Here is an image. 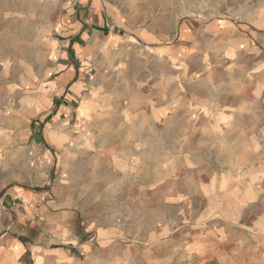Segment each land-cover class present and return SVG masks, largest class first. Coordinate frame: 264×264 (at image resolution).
<instances>
[{
    "label": "rangeland",
    "instance_id": "rangeland-1",
    "mask_svg": "<svg viewBox=\"0 0 264 264\" xmlns=\"http://www.w3.org/2000/svg\"><path fill=\"white\" fill-rule=\"evenodd\" d=\"M219 19L264 37V0H0V233L10 194L28 189L75 212L82 239L103 232L93 264H231L223 231L253 220L225 218L216 201L224 140L208 133L225 128L208 117L182 123L176 104L166 106L182 83L242 69L264 103V44L216 47L205 25ZM103 25L108 33L93 28ZM80 32L64 67L86 86L71 104L57 66Z\"/></svg>",
    "mask_w": 264,
    "mask_h": 264
},
{
    "label": "crops",
    "instance_id": "crops-1",
    "mask_svg": "<svg viewBox=\"0 0 264 264\" xmlns=\"http://www.w3.org/2000/svg\"><path fill=\"white\" fill-rule=\"evenodd\" d=\"M106 27L107 25L93 28L106 33ZM237 30L235 25L225 19L205 25V31L216 41V47L224 44V47L230 46L234 49L240 45L256 51L254 49L259 44H264V37L253 36L247 27L241 29L243 33L239 30L236 34ZM226 31L231 33L228 38H222L221 34ZM81 35L82 32L65 40L61 49L63 63L57 66L60 72L56 84L70 82L69 92L66 93L71 104L86 86L85 74L80 73L76 77L74 69L71 66L64 67V64L67 53L71 55L79 47ZM183 36L185 37V34ZM244 74L243 69L234 72L217 70L204 74L196 82L182 83L175 90L167 91L169 102L166 101V106L176 104L182 112V123H200L208 117L209 121L219 128L224 126L223 131L213 130L208 133L210 138L224 140L215 143L225 155L224 167L219 163L216 170L224 168L226 172L223 183L217 184V187H223L224 191H219L215 196L216 201L227 204L225 218L253 221H250L249 226L246 223L245 228H232L229 233L223 231L222 236L228 243L231 264H264V223L261 221L264 220V182L260 180V177L264 176V103L259 98L261 86L258 80L250 81L249 78L243 77ZM243 82H249L247 85H251V96L243 89L242 85H246L242 84ZM85 100L92 104L90 99L83 101ZM83 101L76 107L77 112ZM87 106L89 111V104ZM83 108L85 104L82 105ZM93 108L92 104V110ZM50 116L51 114H48L45 117L47 122ZM184 133L187 134V130L183 128V135ZM198 133L199 130L192 131V134ZM38 139L40 144L45 143L41 134ZM239 170H245V175L236 176ZM18 198L25 201L24 206L14 201ZM10 199L12 201H7L9 208L3 207L6 211L3 213V231L0 233V264H93L94 259L99 260L98 253L94 255V241L99 243L103 232H96L88 240L82 239V234H78L74 229L75 212L59 211L55 204H50L51 201L44 194L28 189L15 190L10 194ZM254 205L257 209L249 211ZM11 217L14 218L15 226L9 228L8 223L3 225L5 221L9 222ZM44 224H49L52 232L45 229ZM41 225L44 228L35 233L34 227ZM218 234L219 232H214L212 235L218 237ZM238 256L239 262L236 258Z\"/></svg>",
    "mask_w": 264,
    "mask_h": 264
},
{
    "label": "built area",
    "instance_id": "built-area-1",
    "mask_svg": "<svg viewBox=\"0 0 264 264\" xmlns=\"http://www.w3.org/2000/svg\"><path fill=\"white\" fill-rule=\"evenodd\" d=\"M20 205H25V202L23 201V200H20ZM91 239H93V238H91Z\"/></svg>",
    "mask_w": 264,
    "mask_h": 264
},
{
    "label": "bare ground",
    "instance_id": "bare-ground-1",
    "mask_svg": "<svg viewBox=\"0 0 264 264\" xmlns=\"http://www.w3.org/2000/svg\"><path fill=\"white\" fill-rule=\"evenodd\" d=\"M80 143V142H79ZM192 196V195H191ZM185 211V210H184Z\"/></svg>",
    "mask_w": 264,
    "mask_h": 264
}]
</instances>
